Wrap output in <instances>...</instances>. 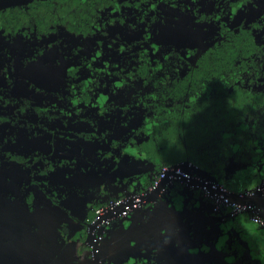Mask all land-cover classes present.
I'll return each mask as SVG.
<instances>
[{"label":"flooded vegetation","instance_id":"flooded-vegetation-1","mask_svg":"<svg viewBox=\"0 0 264 264\" xmlns=\"http://www.w3.org/2000/svg\"><path fill=\"white\" fill-rule=\"evenodd\" d=\"M186 9L193 17L189 22L183 19L189 15ZM238 15L258 17L233 26ZM211 25H217L215 32L204 34ZM194 31L207 41L197 40L195 46L183 41ZM222 36L226 48L231 41H248L246 54L241 52L234 64L251 71L218 70L223 66L210 60L212 51L206 52ZM0 64V178L13 163L27 172L33 194L42 192L61 202L79 191L69 185L76 183L74 172H66L69 183L63 184L64 189L58 183L46 190L41 186L44 179L58 176L55 171L61 167L82 165L76 168L82 169L77 171L85 181L93 177L115 186L117 181L127 183L139 193L133 199L111 201L134 202L102 222L92 219L98 201L84 219L72 217L58 224L77 254V264H264V215H260L264 128L254 141L255 137L237 136L252 127L233 126L239 117L247 124L253 119L254 127L259 121L264 126V0H30L2 5ZM46 65L51 74L46 73ZM79 121H84L82 127ZM146 122L154 135L136 130ZM20 136L48 144L42 148L36 140V146H19ZM59 137H83L90 149ZM148 138L154 141V153L133 155L139 145L132 149L129 142ZM240 140L253 150L241 153L239 146L237 155L225 163L222 177L228 179L227 187L215 183L214 179H221L219 173L188 159L159 170V148L164 145L195 150ZM93 144H101L103 156L114 165L103 162L100 168L92 167L89 156L97 153ZM174 166L181 175L170 174L162 186H156ZM88 170L95 173L87 175ZM174 176L179 186L170 190L166 185ZM149 189L153 193L147 196ZM223 191L244 198H228ZM141 195L147 197L143 203L136 199ZM159 199H167V210ZM141 206H156L167 212L162 219L169 215L172 221L146 225L145 234L158 231L156 240L150 242L146 235L144 241H130L128 247L137 245L136 250L128 248L122 253L128 255L120 258L110 247L109 233L119 213Z\"/></svg>","mask_w":264,"mask_h":264},{"label":"rangeland","instance_id":"rangeland-1","mask_svg":"<svg viewBox=\"0 0 264 264\" xmlns=\"http://www.w3.org/2000/svg\"><path fill=\"white\" fill-rule=\"evenodd\" d=\"M29 1L30 0H0V7H2V5ZM186 12L189 15H184L183 19L189 22L193 17L191 16L190 9H186ZM257 17L258 15H238L233 26H238L242 21L251 22ZM161 19L163 18L159 20ZM161 22L162 21H159V23ZM215 23L217 24V22ZM188 27L191 28V26ZM204 27L205 26H203V28ZM207 29H209V31H205L204 34L209 35L208 33L215 32L217 25H211L207 27ZM198 30L202 31L201 29ZM206 39V36H203L201 32L194 31L191 37H186L187 41L185 39L183 41L187 42L188 45L195 46L197 40L199 42L205 40L206 42ZM1 66L0 64V67ZM37 66L42 67L40 65ZM47 70L48 65H46L45 71L51 74V71ZM21 73L24 74L23 71ZM38 74H40L39 71L36 72V75ZM36 78H40V76ZM79 122V126L82 127L84 121ZM59 138L68 142H73L76 145L82 144L84 147L88 146V140H85L83 137L73 139H66V137ZM36 140L40 142L37 144H40L42 148L46 147L48 144L45 140L40 138L26 141L23 136L19 137L16 144L19 146H27V144L28 146H36ZM93 147H97V153L94 151L93 157L89 156V159L92 160V167L100 168V163L103 162H107V165H114V162H112L113 160L110 161L109 157L103 156L105 149L101 144H93ZM87 148L90 149V146ZM124 158L127 162L131 161L128 157ZM106 159H109V161H106ZM93 161L96 162L94 163ZM76 167H82V165L70 168L61 167L58 171H55L59 174L58 176L49 175L47 179H44L41 186L46 190H49V187L59 185L58 183H60V185L62 184V189H64L63 184L67 187V183H69L67 179L69 175L66 172H74L76 175L73 180L77 184L70 182L71 184L69 185L70 188H72V186L78 187L79 189L77 190L79 191L77 193L71 192L70 195L68 194L61 202H58L56 200L53 201L47 194L43 196L42 194L44 193L42 192L33 194L35 190H33V188L31 189L32 186L27 172L13 163L8 164L6 168L8 170L5 176L0 178V264H75L76 261L78 263V257L77 254H75L73 246L68 247V241L66 240L67 236L61 234L65 233V230H60L58 224L60 222L72 220V217L80 220L84 219L88 210L98 201L101 204H105L108 200H127L133 199L139 195V193H135L130 189L127 183H118L117 181V186H115L110 184V181L96 180L97 178L93 177L85 181V179L79 175V171H77L82 169H77ZM121 170H123V168H120V171ZM94 173V170L86 171L87 175ZM97 175L103 176L105 173L97 171ZM120 179L124 180L123 178ZM147 192L148 191H146V193ZM52 193H54V191ZM159 202L165 210L169 208L167 199H159ZM119 214L116 217L117 219H115V228L111 230L113 233L111 232L112 234H109L111 235L110 247L115 250V253H119L118 256L120 258L128 255V253L122 254L128 248V251L136 250L137 245L128 247L130 241H144L146 235L150 237V242L156 240L155 238L158 231L150 230L145 234L147 229L144 227H147L146 225H159L166 219L170 222L173 218L168 215L165 219H162V215H167V212L156 206H151L150 208L141 206L138 209ZM71 227H73V225H71ZM122 234H124L123 237H121ZM112 237H114V241ZM79 242L77 241L76 243L79 245ZM121 254L123 256H120Z\"/></svg>","mask_w":264,"mask_h":264},{"label":"trees","instance_id":"trees-1","mask_svg":"<svg viewBox=\"0 0 264 264\" xmlns=\"http://www.w3.org/2000/svg\"><path fill=\"white\" fill-rule=\"evenodd\" d=\"M55 5L58 6L57 10L62 12V9H60V7H62V5H60V3H57ZM50 11H52V7H50ZM242 29H248V28L247 27H243ZM232 37H235V35H232ZM228 40H229V38H228ZM241 40L242 41H240V42L239 41H231L229 44H227V48H226V47H224V44H226V43H225V41L223 39V36H222V39L221 40L217 39V41L214 42L215 46H212L211 49L206 52V54L208 55V53L210 51H212L208 55V57L211 56L210 60L213 61L215 63V65H217V66H223V67H218L219 71H221L223 68L230 69L232 72L233 71H237V70L241 71V70H244V69L248 70V71L249 70L251 71V69H249L248 67H245V66L241 67V66H237L236 64H234L236 59H239L240 55L246 54V51H247L248 41L247 40H243V39H241ZM219 41L220 42L222 41V44H220ZM222 62H226V63L228 62V64L226 65V64H223ZM234 65H235V67H234ZM152 71H153V67L149 66L147 68V74L151 75ZM232 91H234V90L232 89ZM237 92H243V91H234L232 93H237ZM238 100H235L236 103L239 102ZM242 115H244V114H242ZM250 115L253 116V114H250ZM233 116L234 115L231 114V117H233ZM239 119H240L239 121H236V122L234 121V124L232 123L234 128L240 129V128H242V125H244V126H247V127H252V130L248 129L244 134L237 135L238 137L239 136H241V137H249V136H251L252 138H254L257 134H260V130L262 129V127L264 128L263 125L262 126L259 125V124H261V122L258 119H257V121H259V122L256 123V127H254L253 119H250L251 120V122H249L250 125L247 124L246 121H243L242 118L239 117ZM232 128L233 127H231V129L228 130V131H230L229 133L231 134V136H233L235 134V132H234V130ZM142 129L146 130L147 132H149L148 133L149 135L153 134V132L151 131V130H153V128L151 127V124L148 123V122H146L142 127H140L139 129H136V130H142ZM169 134L171 135V132H169ZM80 136H83L86 139L90 138L89 137V133H82V134H80ZM131 140H134V138H132ZM256 140H257V137L254 138V141H256ZM153 142H154L153 139L148 138V139L144 140L141 143H136L135 142L134 144H131L129 142L128 146L129 147L132 146L134 149H136L137 145H139L138 149H136L139 152H136V150H135L134 151L135 153H134L132 151L133 155H136V153H137V154H146L147 156H150L152 153H154V152H152V150H155V145H154ZM239 144L232 143L230 145L229 143L228 144H223L221 142H216L214 145H206V146H203V147H199L198 146V149H195V150H193L192 146L183 145L182 147L177 148L176 145L167 144V145H164L163 147L159 148L160 151L162 152V154H161L162 160L160 161V164H159L158 167H159V170H160L161 168L172 166V165L177 164L179 161L188 159V160H191V162L193 164L195 163L198 167L203 165V167L211 168L212 171H215V172L219 173V176H220L221 179H214L215 183L217 182V183L223 184L225 187H227V186H229L230 183L228 182V179L224 180V178H223L224 176L222 177V172L224 170L223 168L225 166V163L229 160L230 156H236L237 153H238V149L243 147L242 143H241V140H240ZM141 145H143L144 147L141 146ZM239 146H240V148H239ZM246 149L247 150H253L252 146L246 145L243 148H241V150H242L241 153H244V151H246ZM240 157H239V159H240ZM147 159H150V158H147ZM150 161L151 160H149V162ZM225 167H227V166H225ZM181 169H184V168L181 167ZM214 174H216V173H214ZM226 175L228 176V174H226ZM178 184H179V180L174 176L173 178H171L167 182L166 186L169 187L170 190H172L175 186H179ZM237 188H241L244 191L243 186L238 185ZM111 201H114V200H108L105 204H101V203L97 204L96 205L97 206L96 209L92 210L93 211V218L92 219H96L98 217V215L96 213V210L98 208L102 207L103 205H109L111 203ZM256 212H259V211H256ZM260 215H262V216L264 215L261 212V210H260Z\"/></svg>","mask_w":264,"mask_h":264},{"label":"water","instance_id":"water-1","mask_svg":"<svg viewBox=\"0 0 264 264\" xmlns=\"http://www.w3.org/2000/svg\"><path fill=\"white\" fill-rule=\"evenodd\" d=\"M172 175V174H180L178 171H177V166H174L169 172H164L163 174H162V178H161V180L159 181V184L158 185H156V186H162L163 184H164V182L166 181V179H167V177L169 176V175ZM181 175V174H180ZM156 188V187H155ZM216 190H218V189H216ZM224 192V194L225 195H227L228 196V198H232V199H239L240 197H237V196H233V195H230L227 191H223ZM152 193H153V191H152ZM151 192H150V189L148 190V192H147V196H150L151 194H152ZM70 195V194H69ZM143 198H146L145 200H147V197H142V195L140 196V198H136V199H138L137 200V202L138 201H140V202H142L143 203V201H144V199ZM242 198H244V196L243 197H241L240 199L242 200ZM261 202L262 203H260V205L262 206V208L263 209H261V212L264 214V196L263 197H261ZM248 200H251V199H248ZM123 202V201H122ZM132 202H134V201H132V200H130V202H127V201H124V203H115V204H113V205H110L109 207H107L106 209H105V211H104V213L101 215V216H99L98 217V219L95 221V222H97V223H99V222H102V221H104V220H106L107 218H108V216L110 215V214H113L114 212H116V211H118V210H123V209H125V207L127 206V205H132L133 203ZM136 202V201H135ZM92 225V224H91ZM90 225V226H91ZM91 227H93V226H91ZM92 229V228H91ZM89 239H90V237H88Z\"/></svg>","mask_w":264,"mask_h":264},{"label":"built area","instance_id":"built-area-1","mask_svg":"<svg viewBox=\"0 0 264 264\" xmlns=\"http://www.w3.org/2000/svg\"><path fill=\"white\" fill-rule=\"evenodd\" d=\"M120 202H122V201H118V202H116V203H120ZM111 203H112V204H111ZM111 203H110L108 206L115 204V202H111ZM103 210H104V208H100V209H97V210H96V213H97L98 217L101 216V215L104 213L105 210H104V211H103ZM102 212H103V213H102Z\"/></svg>","mask_w":264,"mask_h":264}]
</instances>
